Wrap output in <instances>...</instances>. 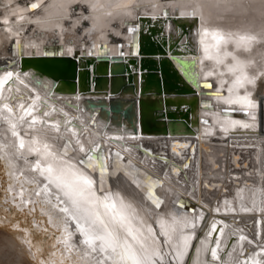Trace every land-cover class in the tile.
I'll use <instances>...</instances> for the list:
<instances>
[{
    "label": "bare ground",
    "instance_id": "6f19581e",
    "mask_svg": "<svg viewBox=\"0 0 264 264\" xmlns=\"http://www.w3.org/2000/svg\"><path fill=\"white\" fill-rule=\"evenodd\" d=\"M197 1L211 14L195 11L199 21L191 38L197 49L198 80L210 79L217 89L207 93V84L185 82L204 103L209 97L214 105L198 108L191 133L156 136L164 146L134 128L129 112L124 128L116 124L114 129L101 128L97 119L91 124L89 108H81L80 103L93 92L59 95L48 90L42 94L15 70L0 76V84H5L2 95L8 91L17 102L10 106L0 99V157L13 180L11 191H17L24 204L34 199L48 204L45 212H50L53 226L61 224L64 231L56 245L62 242V250L71 256L78 252L80 264H183V257L194 253L192 264H264V0ZM106 2L36 0L39 7L31 14L32 7L2 0L7 5L3 19L10 22L2 27L10 32L0 27V54L18 57L43 51L37 40L11 46L10 37L21 35L14 29V18L23 29L36 16V24L55 27L52 31L61 34L62 28L70 26L67 18L75 15L72 28L85 27L98 37L110 29L124 38L122 23L115 26L117 15L121 10L135 15L136 10L112 8ZM146 4L139 11L159 9V5L148 9ZM178 4L170 1L168 5L173 9ZM215 20L234 27H219ZM98 37L93 41L101 42ZM114 46L109 45L112 53ZM62 53L78 61L83 56L71 49ZM242 53L244 57L238 55ZM252 67L254 73H248ZM124 96L127 100L131 93ZM105 107L110 120L111 110ZM223 107L230 118L220 115ZM173 137L188 146L169 145ZM146 141L153 143L151 153L141 149ZM100 148L107 167L119 151L134 167L145 169L146 189H138L142 173L129 179L118 169L107 177L108 190L103 189L105 183L97 185L96 175L81 162L85 154ZM161 150L164 156L158 153ZM181 155L185 158L178 160ZM170 164L178 175L169 169ZM17 183L32 187L28 192L18 190ZM215 183L217 187L212 188ZM256 220L261 230L257 237Z\"/></svg>",
    "mask_w": 264,
    "mask_h": 264
},
{
    "label": "water",
    "instance_id": "95a60500",
    "mask_svg": "<svg viewBox=\"0 0 264 264\" xmlns=\"http://www.w3.org/2000/svg\"><path fill=\"white\" fill-rule=\"evenodd\" d=\"M146 1L108 0L106 2L107 6L112 8L125 9L132 6V9L136 10L135 15L124 10H121L117 15L118 20L117 23L115 22V26L122 23L124 38L110 29L106 34H101L98 37L90 29H87L86 32L83 29L85 27L72 28L71 22L76 17L75 15L67 18L70 21V26L62 28L61 34L52 31L56 30L55 27L51 29L49 26L41 27V25L36 24L33 19L36 16L30 19L29 25L23 29L19 28L20 24L16 23L17 18H14V29L16 28L21 35L10 37L11 46L13 47L17 43L26 45L28 41L30 43L32 40H37L43 51L40 54L25 55L20 53L18 57L0 54V76L2 74L8 75V73H12V70H15V73L25 76L27 82L42 94L47 93L48 90H53L61 95L77 91L93 92L90 96L85 97L83 103H80L81 108H89L91 124L95 123L97 119L101 128L105 126L107 129H114L112 127L114 124L119 128H124L123 122L128 118L126 112H129V115L134 117V128L136 127L142 134H145V138L157 140V145H161L162 141L156 136L191 133L197 124L198 108L206 105L208 109L212 108L214 102L208 97L206 99L208 102L204 103L201 98L199 99L194 87L186 83L185 79L191 80L195 85L207 84L205 88L207 93H214L217 89L210 79L198 80L199 72L195 59L197 49L191 38L199 21L195 11L198 10L207 16L211 14H208L205 7L199 6L197 0H151L148 3H152V5L149 6L145 3ZM170 1H179L181 4L171 9L168 5ZM13 2L27 8L36 4V0H13ZM144 4L148 9L154 5H159V9L154 13L139 11ZM188 4L189 6H187ZM4 6L7 5L0 3V27L4 32L9 33L10 29L2 27L4 23H10L3 19ZM82 7L85 9L84 6ZM33 10L31 8L29 12ZM77 10L72 8V11L77 12ZM178 11L184 13L181 14ZM95 17L97 16L94 15L92 18L95 19ZM208 20L207 22H209ZM213 22L223 28L234 27L233 24L223 20ZM95 37L100 38L101 42L93 41ZM110 44L115 45L114 53L110 52ZM66 49L81 51L83 56L78 61L72 54H63V50ZM228 49H232L231 44H228ZM238 55L244 57V53ZM253 69V67L249 68L248 73L253 74ZM4 85V83L0 84V99L9 103L10 106H15L16 98H13L10 92L6 91L2 95ZM24 86L33 92L30 85ZM129 93H131V97L123 100L126 98L124 94ZM105 104L107 106L105 108L111 110L112 113L110 120L107 119L108 113L103 108ZM93 105L98 107L91 108ZM241 107L243 106L241 105ZM38 109L41 108L38 107ZM219 113L223 117H231L227 114L229 111L225 107ZM127 120L129 121V119ZM173 138L169 145L188 146L185 140ZM145 143L141 149L151 153L153 143L148 141ZM217 152L224 153L225 151ZM158 153L164 156L162 150ZM219 156L220 154L217 157ZM184 158L185 156L181 155L178 160ZM83 160L84 162L81 163L96 175L95 183L97 185L99 182L105 183V185L103 184L105 190L110 187L107 177L115 169H118L128 178H133L134 175L142 173L140 175L141 187L138 189L140 191L146 189L144 187V179L147 176V173L144 172L145 169L143 170L141 166L136 164L134 167L133 162L127 160L125 155L119 151L111 162V167L104 164L102 148L97 153L88 152L84 155ZM169 166V169L178 175L179 171H175V166L172 164ZM176 181L181 183L180 180ZM214 187H217L216 183L212 186V188ZM223 196L228 197L229 194ZM259 225L260 223H257L256 220V237L257 233L258 235L261 233V230H257ZM195 259L194 253L190 258L183 257L182 263L192 264Z\"/></svg>",
    "mask_w": 264,
    "mask_h": 264
},
{
    "label": "rangeland",
    "instance_id": "374dc122",
    "mask_svg": "<svg viewBox=\"0 0 264 264\" xmlns=\"http://www.w3.org/2000/svg\"><path fill=\"white\" fill-rule=\"evenodd\" d=\"M7 170L0 157V264H80L78 252L71 256L61 248L62 242L56 245L57 240H62L60 238L64 231L60 228L61 224L59 227L53 226L50 212H45L48 204L40 199L27 204L21 202L19 193L11 191L13 180L9 178ZM17 185L18 190L25 189L27 192L28 187H32ZM58 221L54 220L56 223ZM9 239L14 241L15 246L10 247ZM61 251L63 254H60Z\"/></svg>",
    "mask_w": 264,
    "mask_h": 264
},
{
    "label": "snow or ice",
    "instance_id": "6c2138e0",
    "mask_svg": "<svg viewBox=\"0 0 264 264\" xmlns=\"http://www.w3.org/2000/svg\"><path fill=\"white\" fill-rule=\"evenodd\" d=\"M31 7H32L33 9H36L37 7H39V5H37V4H32ZM243 39H244V38L241 37V40H242V41H243Z\"/></svg>",
    "mask_w": 264,
    "mask_h": 264
}]
</instances>
